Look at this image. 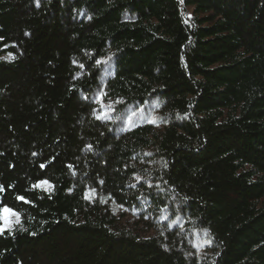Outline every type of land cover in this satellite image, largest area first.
<instances>
[{
	"label": "trees",
	"instance_id": "trees-1",
	"mask_svg": "<svg viewBox=\"0 0 264 264\" xmlns=\"http://www.w3.org/2000/svg\"><path fill=\"white\" fill-rule=\"evenodd\" d=\"M0 186V264H264V0H0Z\"/></svg>",
	"mask_w": 264,
	"mask_h": 264
},
{
	"label": "rangeland",
	"instance_id": "rangeland-1",
	"mask_svg": "<svg viewBox=\"0 0 264 264\" xmlns=\"http://www.w3.org/2000/svg\"><path fill=\"white\" fill-rule=\"evenodd\" d=\"M114 101L112 108L107 110L108 114L113 116V120L117 124V128H123L130 126L133 122L138 121H148L150 123H159L164 118V114L159 107V103L156 99H151L141 104L135 106L134 104H129L122 109H116ZM104 115V114H103Z\"/></svg>",
	"mask_w": 264,
	"mask_h": 264
},
{
	"label": "snow or ice",
	"instance_id": "snow-or-ice-1",
	"mask_svg": "<svg viewBox=\"0 0 264 264\" xmlns=\"http://www.w3.org/2000/svg\"><path fill=\"white\" fill-rule=\"evenodd\" d=\"M4 59H8V57H4ZM41 167H45V165H41ZM41 184H48V181H41L39 182L38 184H34L33 187L36 188V187H40ZM49 187H52L51 185H49ZM3 186H0V191H3ZM94 192V190H93ZM17 199L19 200H25V197L23 196H18ZM27 202V201H26ZM8 214H11V215H18L17 213L13 212L11 209L7 208L6 206L3 207V208H0V220L4 221V225L6 226L7 223H8V220H7V215ZM3 231V226H0V232Z\"/></svg>",
	"mask_w": 264,
	"mask_h": 264
}]
</instances>
